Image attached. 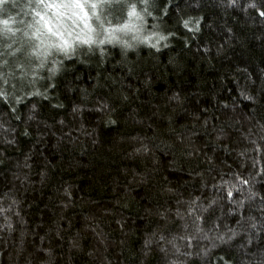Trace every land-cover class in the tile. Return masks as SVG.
Instances as JSON below:
<instances>
[{"label": "trees", "instance_id": "obj_1", "mask_svg": "<svg viewBox=\"0 0 264 264\" xmlns=\"http://www.w3.org/2000/svg\"><path fill=\"white\" fill-rule=\"evenodd\" d=\"M81 6L139 38L0 37V264H264V0Z\"/></svg>", "mask_w": 264, "mask_h": 264}, {"label": "rangeland", "instance_id": "obj_2", "mask_svg": "<svg viewBox=\"0 0 264 264\" xmlns=\"http://www.w3.org/2000/svg\"><path fill=\"white\" fill-rule=\"evenodd\" d=\"M2 1V2H1ZM0 5L2 9L11 8V11L20 14L19 12L25 13L27 20L33 17V9H30V5L36 0H1ZM60 1V0H59ZM86 0H71V4L68 1H60L57 5H54L51 0H47L48 4L44 5V8H38L36 11L37 19L35 21L34 31L39 34L37 38H32L33 32L31 31V23L24 25H15L9 23L7 29L1 30L0 37L7 35L6 38L11 40H19V42L24 41L21 47L29 48L32 45L36 49H39L37 54V62L28 66H21L25 69H29V72L36 71L39 64L45 63L49 58H51L56 52H66L69 49V44L71 45L73 39H78L79 41H84L90 44L102 43V42H127L129 38L132 37L139 38L141 34L140 26L137 24L139 17L133 19V15L130 12V21L127 25H118L112 27H100L99 29L91 27L88 23V17L85 19L84 8L81 6ZM90 1V0H88ZM104 1V0H103ZM107 2V0H105ZM116 2V1H113ZM106 4V3H105ZM0 7V8H1ZM1 9V10H2ZM28 10V12H27ZM30 11V13H29ZM27 25V26H26ZM29 26V27H28ZM22 28L25 29V35L23 38L16 37L18 33L22 32ZM94 28L96 30H94ZM75 31V32H74ZM74 32V33H73ZM83 36L77 37L75 36ZM74 36V37H73ZM73 37V39H72ZM77 37V38H76ZM135 40V39H133ZM122 44H125L123 43ZM30 47V48H31ZM25 51V49H23ZM70 50V49H69ZM39 60V62H38ZM36 65H38L36 67Z\"/></svg>", "mask_w": 264, "mask_h": 264}]
</instances>
